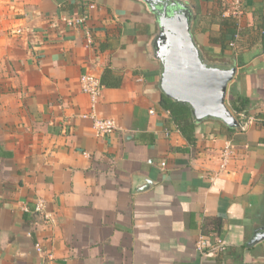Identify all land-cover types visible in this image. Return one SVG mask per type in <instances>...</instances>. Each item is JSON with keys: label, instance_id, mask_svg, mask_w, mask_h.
Masks as SVG:
<instances>
[{"label": "crops", "instance_id": "0c3cea01", "mask_svg": "<svg viewBox=\"0 0 264 264\" xmlns=\"http://www.w3.org/2000/svg\"><path fill=\"white\" fill-rule=\"evenodd\" d=\"M175 1L203 52L237 65L241 131L205 121L190 142L162 108L142 0H0V264H264V0H243L240 59L198 28L218 0ZM107 69L121 86L94 104L81 78ZM94 115L117 130L98 135ZM203 236L224 251L202 256Z\"/></svg>", "mask_w": 264, "mask_h": 264}, {"label": "water", "instance_id": "95a60500", "mask_svg": "<svg viewBox=\"0 0 264 264\" xmlns=\"http://www.w3.org/2000/svg\"><path fill=\"white\" fill-rule=\"evenodd\" d=\"M142 1L158 20L151 46L153 58L160 64L163 96L188 107L195 123L212 120L232 130L243 128L228 105V89L237 76V65L230 59H211L203 52L193 35L195 17L186 4ZM262 238L258 236L252 244Z\"/></svg>", "mask_w": 264, "mask_h": 264}, {"label": "trees", "instance_id": "16d2710c", "mask_svg": "<svg viewBox=\"0 0 264 264\" xmlns=\"http://www.w3.org/2000/svg\"><path fill=\"white\" fill-rule=\"evenodd\" d=\"M227 11L228 7L226 5L223 6L222 0H218L217 5H212L211 9H208L206 14L199 16L197 25L203 33L208 34L210 44L220 47L221 55L234 49L236 51H234L233 58H236L238 55L240 59L239 53H241L240 49L242 47L240 42L242 34L239 32V20L232 16H226ZM101 83L103 87L116 89L121 86L122 79L121 77L116 76L112 70L107 69L101 79ZM250 103L251 102L247 97L233 93L229 100V108L237 119H240L242 114L249 116ZM161 106L164 110L170 112L173 121L178 125L184 137L190 142H194L195 129L198 124L192 121L189 108L176 103L165 96H162ZM241 130L242 128L231 130L230 132ZM204 233L206 236L207 234L211 235L210 233L218 236L221 231L219 225H217L215 230H212L210 233H207L204 230Z\"/></svg>", "mask_w": 264, "mask_h": 264}, {"label": "built area", "instance_id": "2783aa9c", "mask_svg": "<svg viewBox=\"0 0 264 264\" xmlns=\"http://www.w3.org/2000/svg\"><path fill=\"white\" fill-rule=\"evenodd\" d=\"M244 2L243 0H229V6H228V11L226 12L228 15L227 16H232L236 19H240L244 15ZM88 17L87 16H80L76 18H70L66 20V23L69 27H77V26H85L87 23ZM86 35L91 38V33L86 27L85 29ZM81 85H82V90L83 92L89 94L92 98V102L95 104L99 97L101 96L102 90H103V85L101 83V80L93 77V76H83L81 78ZM93 123H94V128L97 132L98 135H110L113 134L117 130V124L113 119H102L99 118L98 116L94 115L92 117ZM239 121L243 124L244 126L247 125V123H252V119L248 118L245 115H241ZM232 155V151L230 148H227L221 156L222 159V168H225L227 165L228 161L230 160V157ZM163 167L166 166L165 163L162 164ZM36 211L43 213L44 211V203L40 201L36 207ZM45 218H47L48 222L53 223L54 221H49L51 219L48 215H45ZM224 246L222 243L216 242L214 243L210 237L203 236L201 237L198 245H197V250L202 256L208 255L210 252L214 251H224Z\"/></svg>", "mask_w": 264, "mask_h": 264}, {"label": "flooded vegetation", "instance_id": "af4514ba", "mask_svg": "<svg viewBox=\"0 0 264 264\" xmlns=\"http://www.w3.org/2000/svg\"><path fill=\"white\" fill-rule=\"evenodd\" d=\"M151 2L153 1V0H150ZM165 1H168V0H165ZM172 1L173 0H169V2H171L172 3ZM149 6V5H148ZM155 6V4L154 3H152V8Z\"/></svg>", "mask_w": 264, "mask_h": 264}]
</instances>
